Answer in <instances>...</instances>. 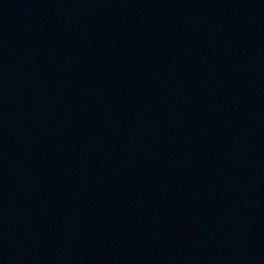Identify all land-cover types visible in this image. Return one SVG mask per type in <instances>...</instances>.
Returning a JSON list of instances; mask_svg holds the SVG:
<instances>
[{"label": "water", "instance_id": "1", "mask_svg": "<svg viewBox=\"0 0 264 264\" xmlns=\"http://www.w3.org/2000/svg\"><path fill=\"white\" fill-rule=\"evenodd\" d=\"M0 264H264V0H0Z\"/></svg>", "mask_w": 264, "mask_h": 264}]
</instances>
